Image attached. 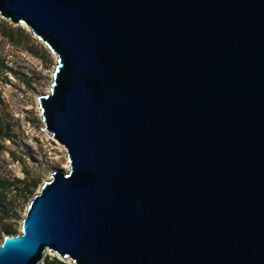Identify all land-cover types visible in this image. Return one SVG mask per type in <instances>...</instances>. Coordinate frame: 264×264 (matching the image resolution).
<instances>
[{
  "label": "water",
  "instance_id": "water-1",
  "mask_svg": "<svg viewBox=\"0 0 264 264\" xmlns=\"http://www.w3.org/2000/svg\"><path fill=\"white\" fill-rule=\"evenodd\" d=\"M57 63L67 151L0 264H264V0H0Z\"/></svg>",
  "mask_w": 264,
  "mask_h": 264
},
{
  "label": "rangeland",
  "instance_id": "rangeland-1",
  "mask_svg": "<svg viewBox=\"0 0 264 264\" xmlns=\"http://www.w3.org/2000/svg\"><path fill=\"white\" fill-rule=\"evenodd\" d=\"M10 32L15 44L7 40ZM56 63L57 56L24 24L15 25L0 16V120L11 126L10 132L0 134V180L7 185L15 179L39 182L29 196L19 184L0 187V209L18 217L0 221V244L5 235L20 232L29 201L51 179V173L69 169L65 168L67 151L45 129L38 102L39 96L49 92ZM9 226L16 230L3 232ZM55 256L47 250L43 264L46 257Z\"/></svg>",
  "mask_w": 264,
  "mask_h": 264
},
{
  "label": "trees",
  "instance_id": "trees-1",
  "mask_svg": "<svg viewBox=\"0 0 264 264\" xmlns=\"http://www.w3.org/2000/svg\"><path fill=\"white\" fill-rule=\"evenodd\" d=\"M7 40H10V42H12L13 44H15V35H13V33H9V35H7ZM10 132L11 131V126L7 123H4L0 120V134H2V132ZM8 136V135H6ZM13 184H19L22 185V190H24V194L26 196H29L32 194L33 189L36 188L39 184L38 180L33 181L30 184H27L24 180L21 179H15L12 183H10L9 185L6 184L5 181H1L0 180V187H6V188H10ZM19 193H22V191H19ZM2 194H6L5 192H3ZM15 196V195H14ZM4 207V206H3ZM7 216H12L13 219H17V215L16 214H10L8 213V211L4 208L0 209V221L4 220L5 217ZM16 229H14V227H4L3 232L6 233H10L15 231ZM45 264H70L64 260H61L60 258H58L57 256L52 257L51 259L46 257L45 258Z\"/></svg>",
  "mask_w": 264,
  "mask_h": 264
},
{
  "label": "bare ground",
  "instance_id": "bare-ground-1",
  "mask_svg": "<svg viewBox=\"0 0 264 264\" xmlns=\"http://www.w3.org/2000/svg\"><path fill=\"white\" fill-rule=\"evenodd\" d=\"M68 167H69L68 165L65 166V168H68ZM44 255H45V254H44Z\"/></svg>",
  "mask_w": 264,
  "mask_h": 264
}]
</instances>
